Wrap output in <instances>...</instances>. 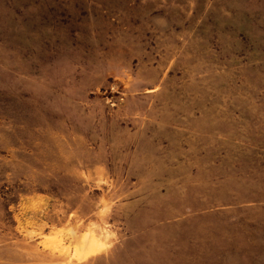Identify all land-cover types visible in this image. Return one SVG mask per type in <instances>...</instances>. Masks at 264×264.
Masks as SVG:
<instances>
[{
  "label": "rangeland",
  "instance_id": "1",
  "mask_svg": "<svg viewBox=\"0 0 264 264\" xmlns=\"http://www.w3.org/2000/svg\"><path fill=\"white\" fill-rule=\"evenodd\" d=\"M0 264H264V0H0Z\"/></svg>",
  "mask_w": 264,
  "mask_h": 264
}]
</instances>
